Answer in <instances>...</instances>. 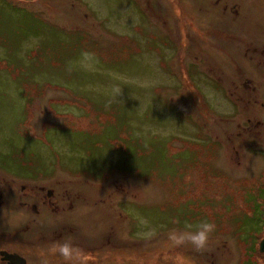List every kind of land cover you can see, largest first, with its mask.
<instances>
[{
	"label": "rangeland",
	"instance_id": "obj_1",
	"mask_svg": "<svg viewBox=\"0 0 264 264\" xmlns=\"http://www.w3.org/2000/svg\"><path fill=\"white\" fill-rule=\"evenodd\" d=\"M210 3L0 0L2 183L23 184L24 193L36 184L78 191L143 224L242 206L246 176H256L261 161L243 162L239 145L232 151L224 142L225 160L198 131L196 117L204 124L214 110L211 93L195 89L193 43L179 40L181 7L205 22ZM216 104V115L232 113ZM214 154L218 167H210ZM225 217L215 223L217 244ZM144 227L138 236L153 232ZM146 238L138 239L154 247L143 253L161 263L165 253L154 250L166 241Z\"/></svg>",
	"mask_w": 264,
	"mask_h": 264
},
{
	"label": "flooded vegetation",
	"instance_id": "obj_2",
	"mask_svg": "<svg viewBox=\"0 0 264 264\" xmlns=\"http://www.w3.org/2000/svg\"><path fill=\"white\" fill-rule=\"evenodd\" d=\"M208 7L205 22L181 7L179 40L193 43L188 61L196 68L195 89L211 93L214 110L204 115V124L196 117L198 131L223 149L225 160L224 142L232 151L239 145L235 153L243 162L261 161L257 175L246 176L242 206L219 216L174 212L162 221L145 217L143 224L129 212H105L101 198L91 201L57 185L36 184L24 193L23 184L10 180L5 185L1 177L0 264H264V0H211ZM217 102L232 113L216 115ZM214 156L210 167H218ZM224 216V238L217 244L215 223ZM201 221L213 225L203 242ZM142 225L153 232L138 236ZM153 235L166 241L154 250L165 253L161 263L143 253L154 246L138 239L150 241Z\"/></svg>",
	"mask_w": 264,
	"mask_h": 264
},
{
	"label": "clouds",
	"instance_id": "obj_3",
	"mask_svg": "<svg viewBox=\"0 0 264 264\" xmlns=\"http://www.w3.org/2000/svg\"><path fill=\"white\" fill-rule=\"evenodd\" d=\"M113 92L115 93L116 97L118 98L121 94V88L119 86H114ZM213 225L210 223H203L200 225V241L203 242V240L206 238L207 234L212 230Z\"/></svg>",
	"mask_w": 264,
	"mask_h": 264
}]
</instances>
